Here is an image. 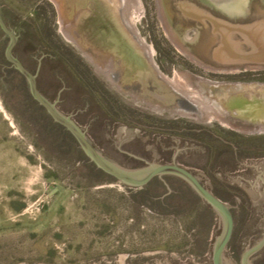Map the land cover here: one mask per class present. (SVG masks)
<instances>
[{"label": "rangeland", "instance_id": "obj_1", "mask_svg": "<svg viewBox=\"0 0 264 264\" xmlns=\"http://www.w3.org/2000/svg\"><path fill=\"white\" fill-rule=\"evenodd\" d=\"M82 1L0 0L18 37L13 56L105 159L126 170L175 163L202 179L234 213L224 260L239 264L264 233V196L239 179L246 165L264 171V117H253L264 108V63L222 59L224 44L233 49L225 28L190 34L180 15L207 14L195 0H93L143 66L126 76L116 56L86 45L81 19L95 11ZM228 1L264 23V0H215ZM237 16L224 22L239 25ZM7 44L0 31V264H212L216 214L178 178L130 188L98 171L32 100ZM232 44L249 52L243 36Z\"/></svg>", "mask_w": 264, "mask_h": 264}, {"label": "water", "instance_id": "obj_2", "mask_svg": "<svg viewBox=\"0 0 264 264\" xmlns=\"http://www.w3.org/2000/svg\"><path fill=\"white\" fill-rule=\"evenodd\" d=\"M93 1V0H91ZM92 3H96L93 1ZM98 5V4H97ZM93 6L96 7L95 4ZM97 10V9H96ZM104 16V21L99 28L89 27L88 25H83L84 22L95 20L96 13H90L86 16L83 15L81 19V25L86 31L83 37L86 39V45L94 47L89 49L90 51H94V53H100L102 55L109 53H117L119 54V59L115 57L114 61H117L115 64L118 66V72H122L126 76H128V71L131 72L132 66L128 63L131 56L136 60L134 63L137 66V71L134 70L132 75L135 78L141 77L139 76V70L142 69L141 64L137 63V57L133 53L132 49L124 42L121 38L120 33L116 30L114 26L113 30L111 23L109 22L107 16L102 13ZM214 33H221L222 29L225 28L227 30L225 36L227 37V42L233 48L231 52H227L226 49L228 47L227 43L224 44L223 55L221 58H236L239 60L246 61H257L264 63V41L261 39V35L264 34V23L262 22H252L250 24H239V25H227L226 22H218L214 21ZM0 31L4 36L8 39V44L4 50V59L5 61L26 81L28 92L34 102H36L39 106L44 108L48 116L51 120L63 127L69 135L74 139L79 149L86 156V158L94 165V167L115 181L123 184L124 186L130 188H142L148 185L155 178H162L164 176H174L184 181L190 189L202 199V201L216 214L219 219V223L221 226V232L218 238H216L212 254L211 260L212 264H230L225 262L224 260V250L231 238L232 230H233V218L229 207L221 202L218 198H216L208 189L200 184L198 179L186 168H183L175 163L171 164H156V163H146L144 167L135 169V170H126L123 169L116 164L110 162L105 159L90 143L87 139L85 132H83L72 120L69 116H64L61 114L55 107L53 103H50L46 98H44L37 88L36 75L32 74L29 70H27L23 64L13 56V48L15 47L18 37L17 35L6 25L2 16L0 15ZM234 34L243 36L245 41L249 45V52L246 54L240 55L234 53L235 44H232V39ZM99 55V54H98ZM217 55V56H219ZM127 59V60H126ZM122 61L125 63H122ZM120 62V63H118ZM119 74V73H118ZM137 75V76H136ZM133 79V78H132ZM139 81H142L140 78ZM264 246V236L256 242L251 247H248L244 250L241 255L240 264H250L249 258L251 255L259 251Z\"/></svg>", "mask_w": 264, "mask_h": 264}, {"label": "flooded vegetation", "instance_id": "obj_3", "mask_svg": "<svg viewBox=\"0 0 264 264\" xmlns=\"http://www.w3.org/2000/svg\"><path fill=\"white\" fill-rule=\"evenodd\" d=\"M177 1V0H175ZM196 2H194L197 6L201 7V8H205L203 10L206 11V15L205 13L204 16H206V19L204 18L203 20H205L203 22V20L201 19L203 14H200L198 15V11L197 13H195V11H191L189 12L188 14L184 13L182 15L184 16H181L182 18H186L185 19V23H187L188 25V32L190 34H192L193 32H196L198 35V39L202 40L206 37H209L210 34H212V31H213V28H214V25H213V22L214 21H219L218 18H221L224 21L226 22H229V23H235L236 21H233L232 18H231V15L232 16H240L241 19L239 20V22L237 23H240L241 24H250L252 22H255L256 17H253V15L249 14V15H246L244 16V13L243 11L241 10L240 7L237 8V6H235V3H230L228 1V3H224V4H220V3H217L215 2V0H210L209 2L205 3L204 0H195ZM178 3V1H177ZM177 3H169L167 4V11H169L170 13V18L173 20V22H178L180 21L178 19V16H176L172 9L174 6H177ZM194 4V5H195ZM220 11H222L221 13L223 14H219ZM237 12H239L238 14H236ZM231 13V14H230ZM229 15V16H228ZM237 16V17H238ZM262 19L264 18V15L261 16ZM183 19V20H184ZM220 19V20H221ZM171 20V21H172ZM6 25L8 26V24L6 23ZM9 27V26H8ZM10 28V27H9ZM198 40L196 41L195 43V46L197 44H199L201 41ZM208 40V39H207ZM214 70V69H213ZM217 71V69H215ZM216 71H214L212 74H220L219 72L217 73ZM209 72H212V71H209ZM36 103V102H35ZM37 104V103H36ZM38 105V104H37ZM39 106V105H38ZM40 109L48 116V114L46 113V111L44 110V108H42L41 106H39ZM49 117V116H48ZM50 118V117H49ZM51 119V118H50ZM56 124V123H55ZM57 126H59L58 124H56ZM61 127V126H59ZM62 129H64L63 127H61ZM65 130V129H64ZM66 131V130H65ZM67 132V131H66ZM228 144V150L235 156H237L238 154H246L245 151L241 150L238 146H235L229 142H227ZM180 166V165H179ZM183 167V166H181ZM245 169L242 170V172H245L244 174L241 175V177H239L240 181L246 183L247 185H250L252 186L253 189H256L258 190L263 196H264V171L263 170H260V168L256 165H246L244 166ZM185 168V167H183ZM187 169V168H186ZM189 170V169H187ZM197 179L198 181L200 182V184L202 186H204L206 189L209 190V192H211V194H213L216 198H218L207 186L206 184L203 183L202 179H200L195 173H193L191 170H189ZM240 173V171L238 172ZM174 177V176H172ZM176 178V177H175ZM156 179V178H155ZM153 179V180H155ZM179 179V178H178ZM152 180V181H153ZM151 181V182H152ZM182 181V180H181ZM150 182V183H151ZM184 182V181H183ZM185 183V182H184ZM186 184V183H185ZM195 194V193H194ZM196 195V194H195ZM201 199V198H200ZM221 202H223L224 204L227 205V203L224 201V200H221L220 198H218ZM202 200V199H201ZM228 206V205H227ZM229 207V206H228ZM229 210L231 212V215H232V218H233V230L235 228V217H234V213L232 212V210L230 209L229 207ZM259 213L262 214V218H263V221H264V206L262 208H260V211ZM232 230V232H233ZM264 236V233L263 235L256 241L258 242L262 237ZM231 237H232V234H231ZM231 240V238H230ZM229 240V242H230ZM228 242V244H229ZM256 242H254L252 245H254ZM227 244V246H228ZM252 245H249L248 247H251ZM226 246V247H227ZM247 247V248H248ZM246 248V249H247ZM244 252V251H243ZM241 259V258H240ZM249 263L250 264H264V246L259 250L257 251L256 253H254L253 255L250 256L249 258ZM240 264V262H239Z\"/></svg>", "mask_w": 264, "mask_h": 264}, {"label": "bare ground", "instance_id": "obj_4", "mask_svg": "<svg viewBox=\"0 0 264 264\" xmlns=\"http://www.w3.org/2000/svg\"><path fill=\"white\" fill-rule=\"evenodd\" d=\"M82 1V0H81ZM86 1V0H85ZM123 1V0H122ZM83 2V1H82ZM91 2H93V1H91ZM84 3V2H83ZM83 3H81V4H83ZM87 3V2H86ZM93 4L94 3H92L91 4V6H92V9L95 11V13H96V16H95V20H90V21H86V22H84L83 23V25H88L89 24V27H91V28H93V27H96V28H99L100 27V25H102V22L104 21V16L102 15V13H103V11H102V9L101 8H98V6L99 5H97L96 3H95V5H96V7L95 6H93ZM97 9V10H96ZM88 14V13H87ZM123 22V21H122ZM129 23V22H128ZM66 25V24H65ZM122 35V34H121ZM124 39V38H123ZM110 54V55H109ZM109 54H104V55H102V54H100L99 53V57L101 58V59H106V60H109V59H111V57L114 55V56H116V57H119V54H117L116 52L115 53H109ZM109 56H111V57H109ZM220 56V55H219ZM127 60V59H126ZM118 61H120V59H118ZM145 61V60H144ZM136 62V60L135 59H133V56H131L130 57V59H129V61H128V63H126V64H129V66H130V64L131 65H133L134 63ZM118 63H120V62H118ZM122 63H124L123 61H122ZM125 64V63H124ZM135 65V64H134ZM132 66L131 68H132V70L133 71H131V72H134V70H136L137 71V66ZM151 66V65H150ZM142 68H143V66H142ZM148 69V68H147ZM149 70V69H148ZM153 71H154V69H153ZM128 74H129V71H128ZM149 74V73H148ZM153 74V73H152ZM130 77H131V75H130ZM134 77V76H133ZM154 77V76H153ZM155 81L156 82H158V78H156V76H155ZM145 81V80H144ZM163 83H165V82H163ZM158 84V83H157ZM165 84H167V83H165ZM159 85V84H158ZM160 88H161V86H160ZM171 92V91H170ZM238 104V103H237ZM241 105V104H240ZM239 106V105H238ZM244 106V105H243ZM241 108V107H240ZM251 114V113H250ZM254 118H258V117H264V108H262V109H259V111H257V112H255V114H254V116H253Z\"/></svg>", "mask_w": 264, "mask_h": 264}, {"label": "trees", "instance_id": "obj_5", "mask_svg": "<svg viewBox=\"0 0 264 264\" xmlns=\"http://www.w3.org/2000/svg\"><path fill=\"white\" fill-rule=\"evenodd\" d=\"M3 18V17H2ZM4 20V19H3ZM5 21V20H4ZM6 23V22H5ZM7 63V62H6ZM8 64V63H7ZM99 171V170H98Z\"/></svg>", "mask_w": 264, "mask_h": 264}]
</instances>
